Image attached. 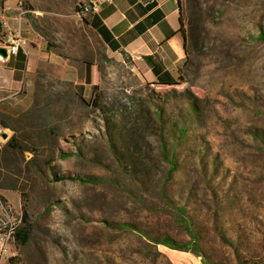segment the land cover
<instances>
[{
	"label": "rangeland",
	"instance_id": "1",
	"mask_svg": "<svg viewBox=\"0 0 264 264\" xmlns=\"http://www.w3.org/2000/svg\"><path fill=\"white\" fill-rule=\"evenodd\" d=\"M182 2L185 31L196 26L203 48L191 54L178 85L166 89L107 52L78 17V0H0V9L13 7L37 38L31 45L37 71L0 102V134L8 135L0 137L2 219L7 230L29 232L26 245L11 243L15 264L198 258L148 239L189 242L180 212L199 237L201 261L264 264V43L258 41L264 0ZM85 63L98 70L94 91L68 82H83ZM95 97L112 110L108 116L94 107ZM171 122L188 135L177 152L178 171L167 180L161 144L175 140ZM128 136L145 146L144 163L133 173L109 143L123 159L127 146L119 140ZM69 153L75 156L62 159ZM52 168L68 180L56 182ZM125 224L134 231L118 229Z\"/></svg>",
	"mask_w": 264,
	"mask_h": 264
},
{
	"label": "crops",
	"instance_id": "2",
	"mask_svg": "<svg viewBox=\"0 0 264 264\" xmlns=\"http://www.w3.org/2000/svg\"><path fill=\"white\" fill-rule=\"evenodd\" d=\"M86 21L107 52L133 63L147 82L167 84L179 81L186 59L184 35L187 26L182 0H113L101 6ZM0 22L6 23L7 28L22 40L17 56H9L7 60L0 58L1 102L22 91L28 75L37 71L38 62L33 61L31 48L37 38L13 7L0 9ZM6 32L3 29L0 33V49L5 48ZM65 73L71 76L73 71L69 69ZM83 74V82L73 78L68 82L83 91H94L99 84L97 68L85 66ZM2 217L0 209V230L5 223ZM176 264H202V261L184 254L177 257Z\"/></svg>",
	"mask_w": 264,
	"mask_h": 264
},
{
	"label": "trees",
	"instance_id": "3",
	"mask_svg": "<svg viewBox=\"0 0 264 264\" xmlns=\"http://www.w3.org/2000/svg\"><path fill=\"white\" fill-rule=\"evenodd\" d=\"M184 41H185L184 47H185V52H186V59H185L183 66L181 67V70H180L181 74L186 72V70H188L192 65L191 54L192 53L195 54L196 52H199L203 48L201 46L200 35L198 33L197 27L191 23L189 24L188 31L184 35ZM258 41L264 43V31H261L259 33ZM85 66L86 68H88L89 64L85 63ZM153 85L168 89V88H174L178 84L177 83H167V84L163 83V84H153ZM183 97H185L190 102L193 101L189 96H186L184 94H183ZM93 105L103 115H107L112 112V110H110L109 108L102 107L101 104H99V100L97 97L94 98ZM193 106L195 107V104H193ZM156 107H157V110L154 112V114L158 116L159 124H160V127L162 128L164 125L162 123L163 113H162L161 108H159V106H156ZM147 112L148 110L136 116L135 123L137 126H140L142 124V121L144 118L143 115H145V113L147 114ZM168 125L171 131L172 130L176 131L174 132L175 140H172V143H168V144L162 143L161 149H162V155L164 157V160L167 163L168 168H169L167 180H170L171 177L178 171L177 152L181 144L185 141L188 135V128L184 126L178 129L177 126H175L174 122L168 123ZM124 139L125 140L123 141L119 140L120 144L122 142L123 144L127 146V154L124 155L123 159L119 158L118 155H116L117 153L115 150V144L113 143L112 138L110 139L109 143L111 145V148L113 149V153L116 156L118 163L121 166L127 167L128 169H130L131 172L133 173L135 170L138 169L137 168L138 163H142V164L144 163L143 159L145 155V152H144L145 146H144L143 140H139L138 138L134 136H128L127 139L126 138ZM263 144H264V140H263ZM74 156L75 154L69 153V154H65L62 157V159L66 160ZM132 157H135V160ZM52 171H53L54 180L56 182H62V181L68 180V178L66 177L58 176L54 168H52ZM72 181L75 182L76 180H72ZM88 181L89 183H92L91 180H88ZM80 183L85 184L87 183V180H80ZM180 213H181L180 215H181V220H182L181 223L187 235L190 237L189 242H179L168 236H163L159 240H153L151 238H148V239L150 242L154 243L157 246H163L171 251L190 252V253H193L195 256H197L199 259H201L202 251H201V248L199 247V237L197 236L195 231L192 229L189 222H187V220L183 218L182 212ZM25 218H27V214H25ZM118 229L121 231H134L133 226L126 225V224L119 226ZM14 240H16L18 244L26 245L29 241V232L27 230H23V231L21 230V231L16 232L14 234ZM15 262H16V258H11L8 260V264H15ZM202 263L203 264H220V263L208 262L205 260H203ZM242 264H263V263L259 261H250V262H243Z\"/></svg>",
	"mask_w": 264,
	"mask_h": 264
},
{
	"label": "built area",
	"instance_id": "4",
	"mask_svg": "<svg viewBox=\"0 0 264 264\" xmlns=\"http://www.w3.org/2000/svg\"><path fill=\"white\" fill-rule=\"evenodd\" d=\"M113 0H93V14L97 13L101 6L112 3ZM77 15L79 18H87L91 15H84L83 10V0H78L77 3ZM0 33L3 29H6L7 32L4 36V47L9 50V56H17L19 49L22 44V40L19 36L15 35L11 30L7 28L6 23L0 22ZM2 230H0V264H4L6 259H11V243L14 241L15 232L7 230L5 224H3Z\"/></svg>",
	"mask_w": 264,
	"mask_h": 264
},
{
	"label": "bare ground",
	"instance_id": "5",
	"mask_svg": "<svg viewBox=\"0 0 264 264\" xmlns=\"http://www.w3.org/2000/svg\"><path fill=\"white\" fill-rule=\"evenodd\" d=\"M84 15L93 14V0H83Z\"/></svg>",
	"mask_w": 264,
	"mask_h": 264
},
{
	"label": "water",
	"instance_id": "6",
	"mask_svg": "<svg viewBox=\"0 0 264 264\" xmlns=\"http://www.w3.org/2000/svg\"><path fill=\"white\" fill-rule=\"evenodd\" d=\"M9 57V50L8 49H5V48H1L0 49V58L3 59V60H7ZM0 137L6 141L8 139V135L6 133H1L0 134Z\"/></svg>",
	"mask_w": 264,
	"mask_h": 264
}]
</instances>
